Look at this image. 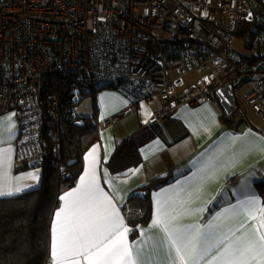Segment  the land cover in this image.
I'll return each mask as SVG.
<instances>
[{
	"label": "built area",
	"instance_id": "obj_1",
	"mask_svg": "<svg viewBox=\"0 0 264 264\" xmlns=\"http://www.w3.org/2000/svg\"><path fill=\"white\" fill-rule=\"evenodd\" d=\"M252 11V0H0V115L18 125L16 159L35 162L61 122L81 125L74 106L102 89L128 109L157 97V123L214 100L233 112V90L253 82L244 101L264 123V35L249 36L244 56L231 47L241 24L231 20ZM194 71L201 76L185 84ZM51 156L56 167L59 145Z\"/></svg>",
	"mask_w": 264,
	"mask_h": 264
},
{
	"label": "crops",
	"instance_id": "obj_2",
	"mask_svg": "<svg viewBox=\"0 0 264 264\" xmlns=\"http://www.w3.org/2000/svg\"><path fill=\"white\" fill-rule=\"evenodd\" d=\"M260 1L264 5V0ZM242 54L245 52H235V56ZM260 58L264 62V48ZM96 98H99L98 120L111 115H118V118L110 126L103 127L101 134L99 130L97 142L83 156L82 172L75 185L63 191L61 196L80 185L81 177L91 170L95 160L97 183L129 229L126 242L134 253H139L141 264H171L175 258L174 252L170 254L162 226L153 224L158 202L163 204L168 200L171 203L169 211L179 217L171 225L174 228L191 230L197 226L207 233L211 224L220 225L219 231L224 234L251 232L260 219L259 210L264 209V199L255 186V183H264V125L251 124L236 102L230 115L213 101L198 107L183 105L160 122L150 123L151 113L160 106L157 97L133 109H128L127 100L114 92L96 94ZM228 118L234 120L235 125L226 124ZM137 130L139 140L143 141L138 149L141 162L122 172L114 171L110 161L117 143ZM17 136L14 115H1L0 177L6 174L13 189L17 186L22 189L11 196L36 188L41 176L37 167L17 170L22 164L15 157ZM170 169L174 179L152 192L151 219L146 226L136 227V235L131 238L134 228L127 223L126 217L132 212L127 210L125 215L123 211L129 192L153 177L165 175ZM188 193H192L191 199H188ZM251 199L258 201L254 209L256 219H251L243 208V202ZM183 200L187 203L181 204ZM63 204L64 201L59 199L52 217L50 257L55 213ZM214 252L200 264H207ZM49 264H53L52 259ZM80 264L87 262L80 259Z\"/></svg>",
	"mask_w": 264,
	"mask_h": 264
},
{
	"label": "trees",
	"instance_id": "obj_3",
	"mask_svg": "<svg viewBox=\"0 0 264 264\" xmlns=\"http://www.w3.org/2000/svg\"><path fill=\"white\" fill-rule=\"evenodd\" d=\"M252 5V13L245 17L234 35L245 42L250 35L264 29V5L260 0H253ZM92 93L96 94L89 92L80 98ZM159 109L160 106L151 115ZM81 118L83 123L79 126L61 122L58 141L42 137L45 151L35 162L17 160L22 163L17 168L18 171L37 167L41 170V176L36 188L11 197H0V264L50 263V227L60 196L63 191L75 185L82 172L83 156L98 139V117L93 115ZM226 124L235 125L234 120L229 118ZM137 132L138 130L117 143L110 161L114 171L122 172L141 162L138 149L143 141L139 140ZM54 145H59L61 154V162L56 167L52 166L51 156ZM173 179L170 169L165 175L153 177L129 192L123 211L125 210V215L127 210L132 212V215L126 217L127 223L134 228L131 238L136 235V227L146 226L151 219L152 192ZM255 186L264 199V183H255Z\"/></svg>",
	"mask_w": 264,
	"mask_h": 264
},
{
	"label": "snow or ice",
	"instance_id": "obj_4",
	"mask_svg": "<svg viewBox=\"0 0 264 264\" xmlns=\"http://www.w3.org/2000/svg\"><path fill=\"white\" fill-rule=\"evenodd\" d=\"M21 190L19 186L14 189L10 186L6 174L0 177V196H11ZM191 197L192 193H188V199ZM60 199L64 204L55 213L52 227L53 264H69V261L80 264V259L87 264H141L139 253H134L126 242L129 229L97 183L95 160L91 170L81 177L80 185ZM185 203L186 200L181 201ZM257 205L255 199L243 202L244 211L251 219H256ZM171 207L168 200L163 204L158 202L153 221L154 225L162 226L170 254L175 253L171 264H200L214 250L207 264H264V209L259 210L260 219L250 233L236 235L220 232V225L210 224L207 233L197 226L191 230L171 227L179 219L171 214Z\"/></svg>",
	"mask_w": 264,
	"mask_h": 264
},
{
	"label": "rangeland",
	"instance_id": "obj_5",
	"mask_svg": "<svg viewBox=\"0 0 264 264\" xmlns=\"http://www.w3.org/2000/svg\"><path fill=\"white\" fill-rule=\"evenodd\" d=\"M245 46H246V42L243 41L239 37H236L231 41V47L234 49L235 52H238V51L239 52H243V51L245 52V54H242L240 56H244L247 54V49H245ZM199 76H201L200 72H197V71L192 72L191 74H189L185 78V84L191 83L192 81L198 79ZM252 86H253V82H247V83L243 84L242 86H240L239 88L234 89L232 96H234L236 105L239 108L241 114L246 116L247 120L251 124L256 123L257 125H260V123H261V125H264L263 121L260 118H257L253 114V112H252L253 110H251V108L244 101V97L250 92V90H251L250 88H252ZM103 92H114V93L120 94V93H118L114 90H110V89L99 90L96 92V94H101ZM95 95L92 93V94L82 96L79 99L80 101L74 106V109L79 114V116L84 118V117H90V116L95 115L98 117L99 101H97V100L99 98L98 99L96 98V100H95V98H94ZM121 96H123V95H121ZM214 101H217L219 103V105L222 107V105L220 104V102L218 100H214ZM127 103H128V101H127ZM222 109L224 110V112L227 115H230L232 112V110L229 112V111L225 110L223 107H222ZM232 109H233V107H232ZM99 121L100 120H97L98 123H99ZM82 123H83V119H82ZM98 126H99L98 129L100 130V134H101L103 132L104 128L102 126H100L99 124H98Z\"/></svg>",
	"mask_w": 264,
	"mask_h": 264
},
{
	"label": "bare ground",
	"instance_id": "obj_6",
	"mask_svg": "<svg viewBox=\"0 0 264 264\" xmlns=\"http://www.w3.org/2000/svg\"><path fill=\"white\" fill-rule=\"evenodd\" d=\"M245 8H248V7H245ZM227 13L229 14V15H231V14H233V13H235V8L233 9V10H229V11H227ZM251 13H246V14H243L242 15V19L239 17V19L238 20H235V19H232L231 20V23H242L244 20H245V17H247V16H249ZM240 20V22H238ZM226 107H230V106H226ZM224 108V107H223ZM225 109V108H224Z\"/></svg>",
	"mask_w": 264,
	"mask_h": 264
}]
</instances>
